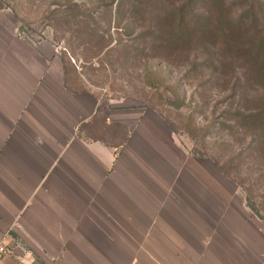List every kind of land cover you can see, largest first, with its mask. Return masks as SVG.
<instances>
[{
    "label": "rangeland",
    "instance_id": "obj_1",
    "mask_svg": "<svg viewBox=\"0 0 264 264\" xmlns=\"http://www.w3.org/2000/svg\"><path fill=\"white\" fill-rule=\"evenodd\" d=\"M183 1L0 0L26 38L69 56V90L97 100L87 142L119 147L107 179L93 160L92 181L75 184L70 246L1 240V264H264V125L239 114L264 88L249 89L241 69L227 84L202 49L163 53L139 38Z\"/></svg>",
    "mask_w": 264,
    "mask_h": 264
},
{
    "label": "crops",
    "instance_id": "obj_2",
    "mask_svg": "<svg viewBox=\"0 0 264 264\" xmlns=\"http://www.w3.org/2000/svg\"><path fill=\"white\" fill-rule=\"evenodd\" d=\"M63 78L61 53L26 38L17 17L0 11V241L13 247L23 237L35 245V239L49 238L56 246H70V232L77 227L75 184L92 181L93 160L107 179V161L119 148L88 143L97 100L69 91ZM96 147L108 159L93 154ZM77 164L89 172L76 174ZM117 177L137 189L133 176ZM91 204L82 219L88 231Z\"/></svg>",
    "mask_w": 264,
    "mask_h": 264
},
{
    "label": "trees",
    "instance_id": "obj_3",
    "mask_svg": "<svg viewBox=\"0 0 264 264\" xmlns=\"http://www.w3.org/2000/svg\"><path fill=\"white\" fill-rule=\"evenodd\" d=\"M139 38L163 53L184 50L188 54L202 49L214 56L213 67L220 79H227V84L232 77L239 84L236 70L241 69V78L249 89L256 93V87L264 88L262 0H184L160 16L155 26ZM61 63L66 76L71 64L69 56L64 55ZM202 66L195 64L192 71ZM65 88L69 90L66 81ZM250 102L257 107L249 114L239 112L241 118L253 125H264V96L257 100L251 97Z\"/></svg>",
    "mask_w": 264,
    "mask_h": 264
},
{
    "label": "built area",
    "instance_id": "obj_4",
    "mask_svg": "<svg viewBox=\"0 0 264 264\" xmlns=\"http://www.w3.org/2000/svg\"><path fill=\"white\" fill-rule=\"evenodd\" d=\"M6 253H7L6 247L3 245V243L0 242V260L4 255H6Z\"/></svg>",
    "mask_w": 264,
    "mask_h": 264
}]
</instances>
